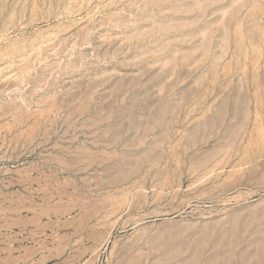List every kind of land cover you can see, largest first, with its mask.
Returning <instances> with one entry per match:
<instances>
[{
    "label": "rangeland",
    "instance_id": "374dc122",
    "mask_svg": "<svg viewBox=\"0 0 264 264\" xmlns=\"http://www.w3.org/2000/svg\"><path fill=\"white\" fill-rule=\"evenodd\" d=\"M0 264H264V0H0Z\"/></svg>",
    "mask_w": 264,
    "mask_h": 264
}]
</instances>
